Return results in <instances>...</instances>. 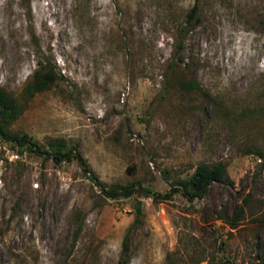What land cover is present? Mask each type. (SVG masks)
<instances>
[{
    "label": "rangeland",
    "instance_id": "obj_1",
    "mask_svg": "<svg viewBox=\"0 0 264 264\" xmlns=\"http://www.w3.org/2000/svg\"><path fill=\"white\" fill-rule=\"evenodd\" d=\"M38 61L56 80L24 100ZM0 86L10 133L149 190L104 197L74 158L6 142L0 264H116L126 233L125 264H264V0H0ZM217 162L202 198L155 197Z\"/></svg>",
    "mask_w": 264,
    "mask_h": 264
},
{
    "label": "trees",
    "instance_id": "obj_2",
    "mask_svg": "<svg viewBox=\"0 0 264 264\" xmlns=\"http://www.w3.org/2000/svg\"><path fill=\"white\" fill-rule=\"evenodd\" d=\"M195 4L188 11L187 17L193 18L195 14ZM56 80V76L53 70L42 63L37 62V68H35L20 90V95L24 100L29 99L35 93L48 89ZM21 112V107L13 96L7 93L0 86V136L11 144H16L19 147H24L29 151L41 155L43 158H51L54 162L59 163L62 161H68L75 159L82 173L95 185L100 193L107 198L127 197L133 193H149V190L137 185L135 182L119 185L113 184L110 187L105 186L97 179L93 172L88 167L84 158L74 147H66L62 140L49 141V148L42 149L34 141H32L26 135H14L10 133L6 127L9 125ZM258 156L261 157L262 153L257 152ZM225 178V166L221 162H217L212 165L205 163H199L195 166L189 177L184 179H178L173 183L168 191L163 195H155V197L168 198L173 192H180L188 201L193 199H200L208 191L211 183L215 181H223ZM242 206L236 205L232 211V215L229 217L227 224L230 228L235 227L237 221L242 215ZM135 211L139 212L138 204L135 207ZM262 220L264 222V211ZM79 231V225L73 232L74 239ZM127 233L124 235L121 241V250L119 261L116 264L126 263V252H127Z\"/></svg>",
    "mask_w": 264,
    "mask_h": 264
},
{
    "label": "built area",
    "instance_id": "obj_3",
    "mask_svg": "<svg viewBox=\"0 0 264 264\" xmlns=\"http://www.w3.org/2000/svg\"><path fill=\"white\" fill-rule=\"evenodd\" d=\"M7 141L4 140L2 136H0V160L6 159L8 161H22L21 155L13 149V147L9 146ZM146 202H150L149 197H145Z\"/></svg>",
    "mask_w": 264,
    "mask_h": 264
}]
</instances>
